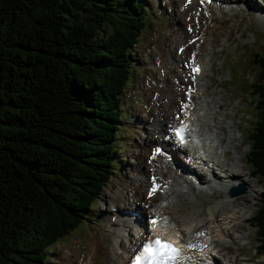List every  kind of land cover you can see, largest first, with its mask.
<instances>
[{"label":"trees","instance_id":"trees-1","mask_svg":"<svg viewBox=\"0 0 264 264\" xmlns=\"http://www.w3.org/2000/svg\"><path fill=\"white\" fill-rule=\"evenodd\" d=\"M145 16L143 0H0V264H42L109 181ZM259 110L250 159L264 177V93Z\"/></svg>","mask_w":264,"mask_h":264},{"label":"rangeland","instance_id":"rangeland-1","mask_svg":"<svg viewBox=\"0 0 264 264\" xmlns=\"http://www.w3.org/2000/svg\"><path fill=\"white\" fill-rule=\"evenodd\" d=\"M143 2L146 4L147 8V27L144 30L138 45L130 51L132 57V74L127 88L122 94L123 102L121 107L123 109V117L120 120L121 128L118 141L115 144L114 157L117 163L114 165V173L112 174L110 182L104 187L101 196L98 197L97 201L93 204L88 219L84 220L78 229L58 240L59 243L50 248L51 253L48 255L49 260L46 264H68L69 261H73V264H76L80 257L78 254L87 249V242L91 238H95L97 241H102L105 246V249L100 251L96 256L98 260L95 264H114L115 258L113 261L112 259L108 260L111 256V244L113 243V238H110L111 243H106V236L111 230L114 231L116 229L112 228L108 230L106 234L110 211L114 208L113 195L118 191H123V204L125 203L126 206L131 203H136L141 206V204L143 205L142 201L145 200L147 192L144 193L142 182L144 181V177L146 180L150 179V172L148 171L150 166L149 154L151 153V150L156 148L155 146L159 145V138L161 137V135H158L157 138L159 140L155 142V135L153 133L159 128L153 125V121L156 119H154L155 113L152 104L154 100L158 101L162 93H157V91H153L152 88L156 84L162 86L165 85L167 86V92L169 88V93H171L173 86L177 84L176 77H174V79L169 76V78L162 79L161 75L157 73V70L160 69L157 64L159 60H164L167 57L166 49L169 47L170 43H174V35L180 34L183 31L187 32V29H184L186 28L185 23H183L185 18L184 16H181L184 13L179 8V0H143ZM241 3L243 4V8L241 10H238L237 8V12L234 15H228V17H225L222 22L219 29L220 33L223 35L222 38H224V35L226 37L228 32L225 31H228L230 26L232 27V32L227 35L226 40L218 38V41L215 44L216 46L214 45V58L212 60L214 72L210 75L211 80H208H210L211 84L219 86V89L222 88V91H220L222 92L220 98L226 97V99L229 98L230 100L235 99L232 103L236 104L231 105V110H228V107H225V109H227L226 123L231 126H224L225 123H223L219 127L222 129H225V127L230 129L232 127V133L230 134L229 132L228 137L235 138L233 139L234 141H229L230 146L227 147V158L224 160V163H226L223 164V166L227 167L228 170H232L234 167V170L236 169V171L239 172L242 171L241 175L244 179L243 181L249 184V190L245 186V193L240 195V197L246 195L249 198L251 197L247 201L249 204L235 208L237 212L244 213L247 219H249L247 216V210L249 209L248 213H251V218L260 206V200L258 201V199L259 197L261 198L264 189L262 180L259 177H256L258 181L255 182V178L248 176V174L251 176V172H248V170L252 169L242 162V160L244 161L246 159L248 153V147L246 145L248 128L253 127L256 121L255 110L252 109L253 106L250 104L246 105V100H250L248 96L250 93L249 89L252 86L251 84H254L257 79L261 77L260 73L254 70L253 61L255 54L264 56V24L261 23V18L264 17V0H242ZM178 47L179 45L174 46V48L171 49L173 56H176ZM156 50H160L162 54H156ZM190 63L188 65H190ZM186 67V63H184L182 66H179V70L184 74L189 71ZM223 67L225 69H223ZM144 83L146 84L144 85ZM219 89L217 91H219ZM240 99L242 101L238 103ZM165 102H163L164 105ZM167 102L166 105H168L169 108L177 107V104L172 105L170 100H167ZM164 105L163 107L166 109V105ZM225 105L226 103L223 104V106ZM173 115L174 112H171L170 117L173 118ZM165 119H168V117L164 116V120ZM166 126L169 127V123H167ZM225 134L226 132L224 130L223 135ZM127 154L130 156H127ZM229 173L230 172H228V174ZM201 177L204 178V181L211 178L207 172L202 173ZM192 186L193 185L189 183L191 191ZM253 186L257 190V193H252L250 190ZM126 191L127 193H125ZM194 192L198 193V191ZM203 192L205 193V191ZM212 193L210 195L202 193L203 199L201 198L204 206L206 202L210 204L209 209L214 205L219 207L223 204V201H226L225 195L222 194L223 191H221V193ZM226 202H229L228 198ZM250 205L251 208H248ZM126 206L121 208L127 210ZM132 206L133 205H131L130 208ZM138 209H143V211H145L142 207H138ZM209 209H204L203 213H200L203 220L204 217H206L205 220L210 218ZM115 211L117 210L115 209ZM129 211H131V209H129ZM111 216L114 217V215ZM116 219L121 220L123 219V216ZM110 222L109 224H112V227H114L113 223ZM177 223H180V226L182 225V222L180 221ZM242 226L244 227V231H249L250 236L248 235L249 242H247V240L245 241L242 245L244 247L241 251L244 253L255 254L258 246L256 241V231L254 232V228L248 223ZM120 227L123 228V224ZM136 229L137 227L133 225V230ZM100 234L106 235L103 237H96ZM131 245L132 244H130V246ZM108 246L110 248H108ZM240 248L241 247L232 250L237 251ZM60 254L65 259L62 260ZM249 254H243L241 257L239 255L237 257V253H235L231 259L226 256V260L223 259V262L227 264L230 262H233V264H243L237 260L240 259L243 262L255 260V256L252 255L253 258L250 259ZM60 260H62V263ZM258 260L259 261L255 260V264L261 262H263L261 264H264L263 256H260ZM234 261H237V263Z\"/></svg>","mask_w":264,"mask_h":264},{"label":"bare ground","instance_id":"bare-ground-1","mask_svg":"<svg viewBox=\"0 0 264 264\" xmlns=\"http://www.w3.org/2000/svg\"><path fill=\"white\" fill-rule=\"evenodd\" d=\"M239 2L241 3L242 0H213L212 5L206 7V5L202 2V0H179L178 3L179 8L184 13L181 16H184L185 18V20H183V23H185L186 28L184 29H187V32L183 31L180 34L174 35V43H170L169 47L166 49L167 57L164 60H159L157 64V66L160 68L157 70V73L161 75L162 79L169 78V76H171L172 78L176 77L177 84L173 86L171 93H169L170 91L169 88L167 92V86L165 85L162 86L160 84L159 85L156 84L152 88L153 91H157V93H162L158 101L154 100L152 104V107L154 108L153 111L155 113L154 119H156L153 121V125L159 128L156 132L153 133L155 135V142H157L160 139L159 145L155 146L156 148L153 149L152 151L154 152L158 148L163 149V155L169 157L171 162H164L162 159L158 158L157 165L153 166L154 172H151V166H149L148 168V171L150 172V177H149L150 179L146 180V178L144 177V181L142 182L143 184L142 188L144 190V193L146 192L148 193L151 186L152 177L158 176L161 179H163L165 181L164 184L168 185L170 188V191L166 195V196L171 195L170 199L167 200V204L169 205L171 202H173L174 207H165V208H161L160 210L158 209L157 210L158 213L166 214L167 212H170L173 215L179 213V219L177 220V222L178 221L182 222L181 226H183L185 229L187 228L191 229L192 227H194L195 231H202V230L206 231L210 239L209 241L215 249L226 246H230V248L233 247L234 249H237L239 247H242L245 241L248 240V235H250L249 232L248 231L245 232L242 227V222H245L247 220V217L245 216L244 213L237 212L235 210V208L239 206L241 207L242 205L246 206L249 204V202L247 201L251 197L249 198L247 195L243 197L232 198L229 197L225 191H223L222 194L225 195L226 201L228 198L229 202L223 201V204H221L219 207L218 206L216 207L215 205L212 206L209 209L210 218L207 219L206 221H203V218L202 219L199 218L201 215L200 213H203L205 207L202 201L203 199L202 193L205 189L208 188L211 189L210 187L211 180L204 181V178H202L199 175V172L202 171L204 168L208 169L210 163H212L214 168L217 171H219L220 167L226 163V162L224 163V160L225 158H227L226 148L228 147V145H225L226 140L221 132L222 128L219 127L223 123H225L224 120L226 119L227 116V115H223L221 111L225 110V107H229L231 102L229 101V99H226V97L222 96L223 98H220L222 93L220 91H222V88L219 89V91H217L218 89L217 90L211 89L210 88L211 83L210 80H208L209 73L213 69V62H212V59L214 58L213 48L214 45L217 43L218 38L223 37L219 29L222 25L224 18L228 17V15L231 16L234 15L237 12V8L238 10H241L243 8L242 7L243 4L242 3L238 4ZM262 21L261 23L264 24V17L262 18ZM231 28L232 27L230 26L229 30L225 32L231 34L232 32ZM227 35L226 37L224 35V38L222 39L226 40ZM177 45H179L177 51L180 48L183 49V52L181 53L183 55L181 56L177 54L176 56L172 55L171 49ZM207 51L210 54L213 53V58L211 60H208L206 58ZM157 53L162 54L160 50H156V54ZM194 55H196V58L199 59L201 68L203 70L202 75L196 79V83L193 82V76L190 73V68L189 71H187L184 74L182 73V71L179 70V66H182V64L184 63H186V66H188L187 62L191 61ZM206 59H207V63H206ZM203 77H208V78L204 80ZM201 80L204 81V83L206 84L204 85V83H199ZM195 84L197 89L203 91L202 99H205V104H204L205 114L203 118L209 119V123L208 124L199 123L198 125L197 133L200 137L203 138V142L201 146L204 149L205 152L204 156L206 157L207 160L203 162L202 165H200L201 167L200 171L193 172L192 168L189 167V165L186 162H184V160H180L179 157H177L176 151L168 143L167 138L169 137V133L167 131L168 126H166V124L169 123V125H171L177 121L176 115L181 113L183 104L184 102H186L188 98H199L192 91V87ZM167 100H170L172 105L177 104V107L169 108L168 105H166L168 103ZM219 101L225 102L226 105L225 106L221 105ZM163 102H165L166 109H164L163 107L164 105ZM171 112H174V115L172 116L173 118L170 117ZM164 116H167L168 119L164 120ZM216 119H218V122H216ZM197 120L199 119L196 118V121ZM158 135H161L159 139L157 138ZM185 151H187V155L184 156V159H187L188 157H193V158L195 157V159H199L198 156L199 151L196 150L193 146ZM224 153H225L224 160H221L223 158ZM149 165H150V161H149ZM233 168L232 170L226 169L225 171V175H226L225 181L228 182V187L226 188L224 187L225 189H228L238 184L245 183L241 175L242 171L239 172L236 171V169L234 170ZM183 171L186 172L184 173ZM228 172L230 173L228 174ZM211 173H212L213 182L217 183L218 186H220L219 183L225 182L222 181L223 179L220 178V176L218 175V173L214 171V169L212 170ZM187 175L188 177L190 175L195 176L196 181L198 182L203 181L202 182L204 183L203 190H198L197 187L194 186L192 187V192L188 193L186 190L189 189V183L185 182V180L188 181V178H186ZM254 181L257 182L258 179L255 178ZM179 183L181 189L182 190L185 189V192L176 189ZM195 190H198L199 192L196 193L194 192ZM250 190L252 191V193L253 192L257 193V190L255 189L254 186ZM127 191L125 193H127ZM213 193H221V192H218L213 189ZM122 195H123V191H118L113 195L114 196L113 207L116 208L117 210L115 211V213L118 212L119 215L117 217L114 215L115 219H110L109 217V220L113 221L110 223H113V226L116 229L114 231L111 230L109 234L106 236L107 238L106 243H111V239L113 238V243L111 244L112 246L111 256L108 258V260L112 259L113 261L115 258L114 264L126 263V261L131 255V250L136 246V244L140 240L139 235L143 228L141 226L143 224H141L135 219L127 217V212L129 211V209L127 211L121 208L126 206L125 203L123 204ZM181 198H183V200H181ZM147 204L148 203L145 199L143 205H147ZM248 208H251V205L248 206ZM124 211L126 212L125 215L123 216L125 223H123L124 227L121 228L120 226L122 225H120L119 223L121 220L116 218H121L122 217L121 214H123L122 212ZM140 213L144 214L145 211L141 209ZM140 218L142 219V217ZM205 218L206 217H204V220ZM178 224L180 225V223ZM133 225L137 227L136 230H133ZM174 225L175 222L172 221L171 226ZM233 232L236 235L232 239L233 243L229 244L225 241V238L229 237L230 235H233ZM130 244L132 245L130 246ZM86 248L87 249L85 251L82 250L84 252L78 254L80 255V257L78 258L79 260L76 259L78 261L76 264H95L96 261L98 260V258H96L98 252L104 250L105 246L102 241H97L95 240V238H91L87 242ZM239 255L240 257L242 256V254H237V257ZM249 258L251 259L253 258V256L249 254ZM68 264H73V261H69Z\"/></svg>","mask_w":264,"mask_h":264},{"label":"snow or ice","instance_id":"snow-or-ice-1","mask_svg":"<svg viewBox=\"0 0 264 264\" xmlns=\"http://www.w3.org/2000/svg\"><path fill=\"white\" fill-rule=\"evenodd\" d=\"M193 71L199 73L200 68L196 67ZM181 131L182 129H177L178 136L181 135ZM181 140H183L182 136ZM155 223L156 221H153V224ZM177 252L178 249L174 248L170 243L162 242L157 238L144 246L143 252L136 256L134 264H144L145 261H148L149 264H162L163 258H172Z\"/></svg>","mask_w":264,"mask_h":264},{"label":"water","instance_id":"water-1","mask_svg":"<svg viewBox=\"0 0 264 264\" xmlns=\"http://www.w3.org/2000/svg\"><path fill=\"white\" fill-rule=\"evenodd\" d=\"M242 192H243L242 190H240V191L233 190V191H232V194H233V195H238V194H240V193H242Z\"/></svg>","mask_w":264,"mask_h":264}]
</instances>
